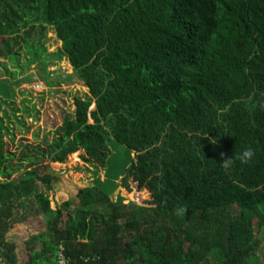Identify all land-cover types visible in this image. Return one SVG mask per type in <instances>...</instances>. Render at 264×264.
I'll return each instance as SVG.
<instances>
[{"label":"trees","instance_id":"trees-1","mask_svg":"<svg viewBox=\"0 0 264 264\" xmlns=\"http://www.w3.org/2000/svg\"><path fill=\"white\" fill-rule=\"evenodd\" d=\"M37 28L54 29L62 46L51 56L66 58L88 93L43 147L19 143L12 152L2 108L19 83L0 79V264H17L7 234L33 205L45 228L27 243L24 264H59V255L65 264L255 258L264 240V0H0V59L18 58L22 43L45 72ZM109 140L130 158L116 178ZM247 147L249 163L221 167V152ZM79 150L106 168V180L53 211L39 189L52 188L44 170ZM120 177L149 198L112 201Z\"/></svg>","mask_w":264,"mask_h":264},{"label":"rangeland","instance_id":"rangeland-1","mask_svg":"<svg viewBox=\"0 0 264 264\" xmlns=\"http://www.w3.org/2000/svg\"><path fill=\"white\" fill-rule=\"evenodd\" d=\"M32 35L33 39L46 48L41 57L46 63L45 72L43 67H38L35 62H28L29 57L22 43L18 58H10L9 61L0 59V79L12 82L17 80L19 83L13 87L16 93L13 105H4L2 108L7 113L10 123V135L5 136V141L10 144L12 152L19 149V143H33L43 147L44 138L50 141L56 136V130L60 127L64 114H73L75 98H84L88 93V89L73 73L67 59L51 56L62 46L54 29L47 28L42 35L37 28ZM1 47H4V44H1ZM3 64L6 65V69ZM108 146L110 152L108 173L116 178L124 174L130 158L121 144L109 140ZM75 154L76 158L70 154L61 164L48 163L44 170L53 178L52 188L47 190L44 186H39V189L44 190L48 196L50 209L53 211L62 202L74 199L80 189L91 187L96 179L106 180V168L94 163H85L82 159L83 150ZM17 174L12 178L17 179ZM127 182L129 187L125 188L121 177L116 180L117 187L111 194L112 201L120 197L123 204L141 205L143 200L149 198L146 189H139L137 183H133L131 179ZM28 212L29 216L25 221L16 223L7 234V241L15 245L17 264L25 263L27 243L45 228V217L36 213L34 205L28 208ZM248 264H264L263 239L255 250V258H251Z\"/></svg>","mask_w":264,"mask_h":264},{"label":"clouds","instance_id":"clouds-1","mask_svg":"<svg viewBox=\"0 0 264 264\" xmlns=\"http://www.w3.org/2000/svg\"><path fill=\"white\" fill-rule=\"evenodd\" d=\"M258 107L261 111H264V100L258 101ZM210 143L213 145L216 144V140L212 139L210 140ZM220 158L222 160V163H220L221 167L225 170H228L233 167L235 162L238 160L241 164H247L249 163L252 158L254 157L255 153L254 150L251 147L245 148L243 151L236 153L232 157H226V154L221 152ZM187 212V208L183 205H179L174 209V213L177 216H182Z\"/></svg>","mask_w":264,"mask_h":264},{"label":"built area","instance_id":"built-area-1","mask_svg":"<svg viewBox=\"0 0 264 264\" xmlns=\"http://www.w3.org/2000/svg\"><path fill=\"white\" fill-rule=\"evenodd\" d=\"M59 264H65L61 255H59Z\"/></svg>","mask_w":264,"mask_h":264}]
</instances>
